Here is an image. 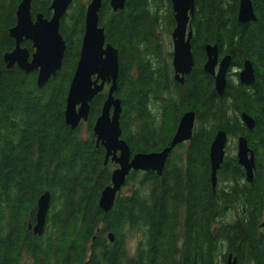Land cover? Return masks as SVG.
I'll list each match as a JSON object with an SVG mask.
<instances>
[{"label":"trees","instance_id":"1","mask_svg":"<svg viewBox=\"0 0 264 264\" xmlns=\"http://www.w3.org/2000/svg\"><path fill=\"white\" fill-rule=\"evenodd\" d=\"M90 1H72L59 27L61 69L38 88L37 72L6 68L21 0H0V264H225L229 255L236 264H264V0L253 1L256 20L247 24L237 20L238 0H194V65L183 84L174 80L164 39L175 27L170 0H126L118 12L102 0L99 26L118 51L114 96L131 154L168 147L179 119L195 113L190 141L171 151L161 175L131 171L107 213L98 200L117 166L104 163L105 150L96 147L92 132L107 89L93 99L86 123L72 130L64 120ZM50 3L33 0L32 17L49 19ZM207 44L217 46L220 58L231 57L222 97L203 70ZM22 47L33 52L28 41ZM245 60L255 73L250 86L232 73ZM242 113L254 120L251 131ZM219 131L228 144L213 189L209 150ZM240 137L254 154L251 183L235 155ZM45 191L50 207L44 232L36 236L27 228Z\"/></svg>","mask_w":264,"mask_h":264},{"label":"water","instance_id":"2","mask_svg":"<svg viewBox=\"0 0 264 264\" xmlns=\"http://www.w3.org/2000/svg\"><path fill=\"white\" fill-rule=\"evenodd\" d=\"M32 1L21 0L17 6L16 23L9 30V36L14 40L15 47L11 52L6 53L3 59L7 69L16 66L25 74L37 72L36 84L41 88L61 69L65 43L59 33V27L73 0H51L49 9L52 14L49 19L41 14L32 17ZM125 1L110 0L111 10L121 11ZM238 1V22L241 24L254 22L256 17L252 3L255 0ZM170 2L175 21V27L171 31L174 80L183 84L194 65L191 49L193 32L190 25L194 14V0H170ZM101 6L102 0H91L86 6L79 59L66 95L64 120L72 130H75L80 123H85L93 99L109 86L100 115L92 128L96 147L101 146L105 150L104 163L110 160L117 166L111 174L110 185L101 191L98 200L99 208L107 213L112 209L116 195L124 187L131 171L154 172L158 176L161 175L171 151L177 145L190 141L195 125V113L188 111L179 119L168 147L159 152L131 154L128 145L121 138L122 108L120 100L114 96L119 73L118 51L111 44L106 43L104 29L99 26ZM25 41L31 43L32 53L22 47ZM204 51L206 61L203 70L214 78V89L218 96L222 97L231 68V57L227 55L219 58L216 45L207 44L204 46ZM238 80L245 86L254 84L255 73L250 61H244L238 72ZM241 121L248 131L254 128V120L247 114H241ZM227 141L226 132L219 131L210 145L209 161L213 189L217 183L216 173L225 158ZM236 148L238 165L245 172L246 182L251 183L255 170L253 151L244 137L237 140ZM49 207L50 193L45 191L36 202L35 223L28 226L36 236H41L44 232ZM108 240L113 242L112 234L108 235ZM225 264H236V259L229 255Z\"/></svg>","mask_w":264,"mask_h":264},{"label":"rangeland","instance_id":"3","mask_svg":"<svg viewBox=\"0 0 264 264\" xmlns=\"http://www.w3.org/2000/svg\"><path fill=\"white\" fill-rule=\"evenodd\" d=\"M164 39H165V41H166V43H167L169 49H171V51H172V44H171L170 35H169L168 37L166 36ZM169 43H170V44H169ZM234 72H237V71H236V70H232V73H234ZM232 73H231V74H232ZM230 77H231L232 80H237V78H236L235 76H233V75H231ZM85 127H86V126H85V124H84V125L82 126V128H81V131H82V135H83V136L86 135V134H85ZM136 241H137V237H135L134 239H131V240L128 241V248H129L130 252H132V251L134 250V247H135Z\"/></svg>","mask_w":264,"mask_h":264},{"label":"flooded vegetation","instance_id":"4","mask_svg":"<svg viewBox=\"0 0 264 264\" xmlns=\"http://www.w3.org/2000/svg\"><path fill=\"white\" fill-rule=\"evenodd\" d=\"M239 81V80H238ZM35 222V221H34ZM34 225V224H33ZM29 226V225H28ZM28 231H31V230H29V229H27ZM32 232V231H31Z\"/></svg>","mask_w":264,"mask_h":264},{"label":"bare ground","instance_id":"5","mask_svg":"<svg viewBox=\"0 0 264 264\" xmlns=\"http://www.w3.org/2000/svg\"><path fill=\"white\" fill-rule=\"evenodd\" d=\"M104 189V188H103Z\"/></svg>","mask_w":264,"mask_h":264}]
</instances>
